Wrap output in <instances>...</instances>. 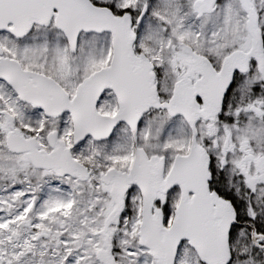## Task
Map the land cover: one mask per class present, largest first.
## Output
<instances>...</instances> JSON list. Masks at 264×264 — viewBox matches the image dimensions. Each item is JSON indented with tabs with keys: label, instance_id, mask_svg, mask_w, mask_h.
<instances>
[{
	"label": "snow or ice",
	"instance_id": "obj_1",
	"mask_svg": "<svg viewBox=\"0 0 264 264\" xmlns=\"http://www.w3.org/2000/svg\"><path fill=\"white\" fill-rule=\"evenodd\" d=\"M0 264H264V0H0Z\"/></svg>",
	"mask_w": 264,
	"mask_h": 264
}]
</instances>
